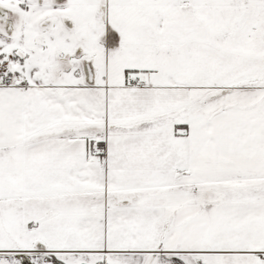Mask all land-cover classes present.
Masks as SVG:
<instances>
[{"label":"snow or ice","instance_id":"obj_1","mask_svg":"<svg viewBox=\"0 0 264 264\" xmlns=\"http://www.w3.org/2000/svg\"><path fill=\"white\" fill-rule=\"evenodd\" d=\"M0 264H264V0H0Z\"/></svg>","mask_w":264,"mask_h":264}]
</instances>
